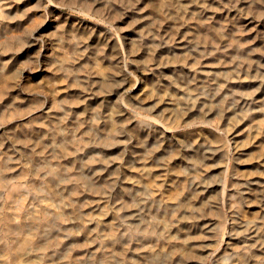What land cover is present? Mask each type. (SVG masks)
<instances>
[{
  "label": "bare ground",
  "instance_id": "1",
  "mask_svg": "<svg viewBox=\"0 0 264 264\" xmlns=\"http://www.w3.org/2000/svg\"><path fill=\"white\" fill-rule=\"evenodd\" d=\"M5 1L0 124L11 126L0 136V264H143L135 252L142 259L173 252L185 261L189 239L211 221L195 208L212 190L186 186L175 169L182 159L172 160L181 149L169 133L195 123L191 131L201 136L185 153L195 152L198 179L216 151L236 150L243 126L250 124L254 147L262 145L264 0H46L37 27L29 0ZM58 7L79 14L64 18ZM22 60L30 73L45 74L26 95L23 78L2 79ZM136 87L144 100L118 98ZM17 102L39 105L23 117ZM203 150L204 159L197 153ZM116 152L118 162H110ZM25 155L37 173L16 165ZM112 169L122 178L110 180ZM168 182L177 188L163 190ZM139 184L157 193L141 192ZM240 192V211L229 219L219 207L202 210L217 213L220 233L231 221L236 242L249 247L233 264H262L264 178ZM245 202L263 208L248 219L241 216ZM148 218L156 221L143 224Z\"/></svg>",
  "mask_w": 264,
  "mask_h": 264
},
{
  "label": "rangeland",
  "instance_id": "2",
  "mask_svg": "<svg viewBox=\"0 0 264 264\" xmlns=\"http://www.w3.org/2000/svg\"><path fill=\"white\" fill-rule=\"evenodd\" d=\"M6 6V1H1L0 4H3ZM28 5L26 6L27 8L29 7H34L36 5V10L31 7L30 10V17L35 19V27L40 26L45 18V6L47 4L46 0H29ZM38 5V6H37ZM20 8L22 10L25 8L24 6L20 5ZM33 10V11H32ZM57 12L60 13L64 18H70L71 16L78 15L79 12L77 9L74 8H67V7H58ZM59 10V11H58ZM33 12V13H32ZM34 15V16H33ZM70 19L74 20V17H71ZM37 21V22H36ZM39 21V22H38ZM31 22L28 23L29 26ZM27 23H25L24 27L28 26ZM34 28V27H33ZM32 28V29H33ZM126 28V26H124ZM127 29V28H126ZM126 30L119 31L118 34H121L122 36ZM129 40V39H128ZM252 43L251 39H249V44ZM254 49V48H253ZM260 49V46L255 47V51L258 52ZM25 60H22L21 62L16 63L13 67H11L9 70L4 72L3 78L2 79H7L8 81H12L16 76L23 78L22 83L20 85V89L23 93L28 92L27 90H35L36 87L42 85L44 83V75H36L32 74L29 72L28 69L24 68ZM24 68V69H23ZM264 68V66H263ZM42 76V77H41ZM41 77V78H40ZM139 87L137 89L134 88L132 89L131 92L129 91H122L119 95L118 98H123L127 96L128 94L132 95L133 98H140L141 100H144L145 98V91ZM55 92V91H54ZM56 93V92H55ZM67 92L64 90L62 93V96L65 97V94ZM50 96L52 95L49 93ZM57 95V93H56ZM54 96V95H52ZM27 97H31V92L27 95ZM50 98V97H49ZM26 99V98H24ZM13 102V101H12ZM24 103V102H23ZM21 102H17L16 105H23ZM37 105H32V102L28 103V105H23L25 106L23 115L29 113V111H33L34 108ZM27 106V107H26ZM1 113V111H0ZM135 115L142 117V115H145L146 112L140 111L139 115L137 113H134ZM251 114V112H250ZM28 115H24L23 117H26ZM250 116L247 115V119ZM194 124H186L182 125L176 129H173L170 131L169 134H172L175 136L174 139H176L175 144H178L177 147L181 149V153L174 157L172 160H179V158L182 159V161H179L176 165V168L179 171V174L182 176H185L188 178L187 185L190 186L191 188L195 186V184L198 185L197 182H201V185L199 186H210L211 187V192L209 195L206 196V199L204 200V204H199L195 208V213L198 218L202 217H207V219H210L211 221L209 222V226L207 230L205 231L204 234L197 233L194 235L190 240L191 245L186 248V252L189 253V258L186 257L185 261H179V255L178 253H169L168 254H161L156 257H149V258H141L139 255L135 252L133 255L135 258H140V261L143 264H187V262H191V264L195 263H203V264H230L232 263V259H236L238 256V251L242 252L244 250H250L249 247L246 249L243 244L237 243L236 240L238 238V235L235 233H231V221L228 220L227 224L224 226L223 230H221L220 233V228L218 225V215L216 212L211 211L210 209H205L204 211L202 210V207L208 204L209 206H213L214 208L219 207L221 208L226 216H228V219L230 216L236 214L238 211L236 208L239 207L238 202H237V194L241 193L240 190L242 186H248L253 179L257 178H264V142L262 145L259 147H254V136L252 134H249V128L250 124L243 126L240 128L236 133L237 137V142L238 146L235 149H229V152L227 155H225L224 152L220 149V151H216L214 155V159H210L206 161V168L203 173V178L198 179L196 177V165H195V158H194V153L191 154H186L189 150V145L194 143L197 138V135L201 136V134H198L196 131L191 129L193 128ZM10 126H11V121L7 120L3 123L0 124V136L3 138H6L10 132ZM229 128V126H227ZM194 129V128H193ZM197 133V135H195ZM222 138L228 139L227 135L225 132L220 133ZM248 135V136H247ZM206 136H211L210 134H206ZM220 144H215L213 146L220 147ZM234 145V143H233ZM186 152V153H185ZM207 150H203L200 153L201 156H203V159L205 158L204 155L206 156ZM182 156V157H181ZM201 157L200 155H198ZM224 156V158H223ZM18 163L19 167H26L30 168V173L34 174L37 173L38 167L33 168L31 167L30 160L27 158V156H22L21 158H15ZM118 162V154L113 153L110 156V162L113 161ZM109 161V157H108ZM260 162V164L263 166V168H257V164ZM186 163H189V165L186 167ZM13 170V169H12ZM19 172V171H18ZM158 172V171H157ZM101 173V170H100ZM158 174H161L158 172ZM165 171H162V175L164 176ZM122 170L121 169H112V172L110 176L108 177L110 180L113 178H122ZM89 181V180H88ZM90 182V181H89ZM104 186H109L108 181L102 183ZM141 187V192H156L154 188L148 187L150 186L145 185V184H139ZM167 187L163 186V190H172L173 186L174 189L177 188V185L173 184L171 182H168ZM171 186V187H168ZM179 186V185H178ZM119 190V189H118ZM120 191V190H119ZM246 192V191H245ZM244 192V193H245ZM168 193V192H167ZM252 201V200H250ZM253 203V202H252ZM252 203L250 202H245V206H243V203H241V207H243V212L241 214L242 217L246 216L248 219H253L255 218L256 211L260 208V206H254V209H252ZM157 205V204H155ZM245 207V208H244ZM257 207V208H256ZM248 208L252 209L251 211H247ZM255 210V211H254ZM263 211V210H262ZM264 214V211L259 213V217H261ZM139 220V219H138ZM156 220L154 218H148L143 220V224L155 222ZM261 236H258L260 238ZM122 242H127L128 238H123L121 240ZM226 248V249H225ZM240 248V249H238ZM226 251V252H224ZM221 252L222 254L217 256V253ZM261 257L264 258V255H261ZM233 264V263H232ZM264 264V263H262Z\"/></svg>",
  "mask_w": 264,
  "mask_h": 264
}]
</instances>
